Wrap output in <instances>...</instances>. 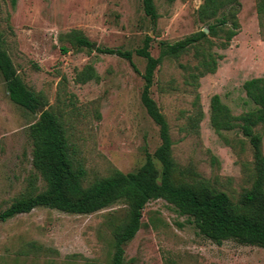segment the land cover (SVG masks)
<instances>
[{"label":"rangeland","instance_id":"374dc122","mask_svg":"<svg viewBox=\"0 0 264 264\" xmlns=\"http://www.w3.org/2000/svg\"><path fill=\"white\" fill-rule=\"evenodd\" d=\"M203 2L155 0L159 19L153 25L142 0H0V29L11 59L26 86L43 93L49 107L63 116L89 182L115 169L138 170L146 154L154 155L161 145L159 128L141 102L146 61L134 54L137 73L129 61L98 50L135 53L150 36L151 53L158 58L160 42L174 44L202 28L196 13ZM241 2L240 33L229 49H215L223 55L216 74L201 79L197 90L187 86L181 65L196 66L191 52L179 60L166 59L152 88L170 125L177 177L190 183L207 181L234 202L252 186L253 151L240 133L214 131L210 105L219 95L235 116L255 108L243 86L264 77V36L257 0ZM73 31L88 38L93 49L73 48L66 37ZM88 65L100 80L76 83L77 74ZM197 96L205 117L193 129L189 119L197 112ZM43 111L32 114L13 104L0 73V213L24 192L34 172L28 131ZM126 210L116 204L85 216L37 208L0 223V264H111L108 221H119ZM143 224L126 247L130 264H264V249L234 241L219 246L163 200L147 205ZM32 243L39 252L32 250Z\"/></svg>","mask_w":264,"mask_h":264},{"label":"trees","instance_id":"16d2710c","mask_svg":"<svg viewBox=\"0 0 264 264\" xmlns=\"http://www.w3.org/2000/svg\"><path fill=\"white\" fill-rule=\"evenodd\" d=\"M142 3L145 15L156 25L159 14L155 0H142ZM241 7V0H204L196 13V21L202 28L174 44L160 42L158 58L151 53L154 40L150 36L135 53L111 48L98 50L101 54L129 61L137 73L140 72L133 62L134 54L146 61L141 102L159 128L161 145L154 155L146 154V161L138 170L123 173L115 169L108 177L93 182L88 181L87 168L77 158L63 116L49 107L43 93H35L26 86L11 59L0 29V73L11 102L32 114L44 110L28 131L33 145L34 172L27 178L24 192L0 213V223L29 214L37 208L89 216L116 204H124L127 208L125 216L117 222L114 219L108 221L114 249L111 264H130L126 261V247L144 226V210L150 202L163 200L182 216L188 217L202 236L219 246L234 241L242 246L264 249V77L244 84L247 99L255 108L240 116L233 115L219 95L211 99L210 124L214 131L218 135L240 133L253 151V183L251 188L243 191L237 202L207 181L190 183L177 177L178 166L173 157L174 142L170 125L152 97L156 72L166 59L179 60L193 53L196 66L181 65V68L186 75L185 84L195 90L199 89L201 79L217 73L223 55L215 49H229L239 35ZM256 8L264 36V0H257ZM205 28L209 33L204 31ZM66 37L77 50L93 49L92 43L81 32L73 31ZM63 52L68 53V49L63 48ZM99 80L91 65L75 78V82L82 85ZM199 99L197 96V112L189 119L193 129H197L205 117L198 106ZM31 248L35 253L40 251L33 243Z\"/></svg>","mask_w":264,"mask_h":264},{"label":"water","instance_id":"95a60500","mask_svg":"<svg viewBox=\"0 0 264 264\" xmlns=\"http://www.w3.org/2000/svg\"><path fill=\"white\" fill-rule=\"evenodd\" d=\"M204 31H205L206 33H209V30H208V29H205Z\"/></svg>","mask_w":264,"mask_h":264}]
</instances>
